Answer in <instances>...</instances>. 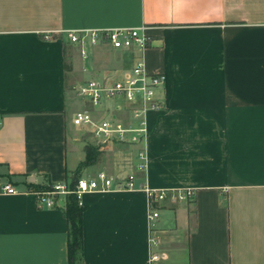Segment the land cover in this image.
Instances as JSON below:
<instances>
[{
	"label": "crops",
	"instance_id": "0c3cea01",
	"mask_svg": "<svg viewBox=\"0 0 264 264\" xmlns=\"http://www.w3.org/2000/svg\"><path fill=\"white\" fill-rule=\"evenodd\" d=\"M143 23L146 67L166 73L148 166L109 143L80 167L90 133L73 121L88 105L77 86L118 80L135 60L106 43L84 57L65 31ZM0 114V183L21 190L0 187V264H68L67 195L48 206L35 191L101 169L136 172L137 188L82 194V264H264V0H0ZM147 184L196 188L162 205L156 259Z\"/></svg>",
	"mask_w": 264,
	"mask_h": 264
},
{
	"label": "built area",
	"instance_id": "2783aa9c",
	"mask_svg": "<svg viewBox=\"0 0 264 264\" xmlns=\"http://www.w3.org/2000/svg\"><path fill=\"white\" fill-rule=\"evenodd\" d=\"M149 28L150 25L143 23L138 26L72 28L65 31L67 39L79 46L84 57L89 54L91 47L102 43L132 52L135 61L120 79L110 82L106 79L89 78L77 86V93L88 105L76 110L73 121L77 126L89 131L93 143L100 149L109 143L136 147L137 170L142 171L148 166L145 144L151 132L149 114L162 107L163 101L158 94L166 81L164 71H151L144 61V51L153 40ZM46 37H49V34ZM96 110H100L99 114L95 113ZM135 179L136 172L124 178H116L106 169H101L96 176L79 177L74 187L71 182H57L51 184V188L35 192L41 203L53 206L57 202L58 194L67 195L74 192L81 198L82 194L88 191L135 189ZM0 187L6 193L21 191L9 182L0 183ZM143 189L148 194V241L151 257L156 259L160 256L157 250L160 239L154 221L160 216L162 205L192 201L196 197V188L154 187L147 184Z\"/></svg>",
	"mask_w": 264,
	"mask_h": 264
},
{
	"label": "trees",
	"instance_id": "16d2710c",
	"mask_svg": "<svg viewBox=\"0 0 264 264\" xmlns=\"http://www.w3.org/2000/svg\"><path fill=\"white\" fill-rule=\"evenodd\" d=\"M64 66L67 71L72 69V62L69 59V55L65 48V61ZM103 150L93 143H87L86 145V158L81 162L80 167L85 165L94 164L101 159ZM79 173H75L72 177L71 186L74 187ZM47 188H51L48 185ZM64 213L68 221V264H82L83 255V212L84 206L81 204L80 198L76 193L71 192L67 194L65 203L63 204Z\"/></svg>",
	"mask_w": 264,
	"mask_h": 264
},
{
	"label": "rangeland",
	"instance_id": "374dc122",
	"mask_svg": "<svg viewBox=\"0 0 264 264\" xmlns=\"http://www.w3.org/2000/svg\"><path fill=\"white\" fill-rule=\"evenodd\" d=\"M74 90H75V88L73 86L72 89H71V91L74 93ZM86 139H87V142H89V143H92L93 142L92 141V137L90 136V134H87L86 135ZM102 149H104V148H102ZM104 158H105V161L103 163L107 164V162L109 161V157L108 156H104Z\"/></svg>",
	"mask_w": 264,
	"mask_h": 264
}]
</instances>
